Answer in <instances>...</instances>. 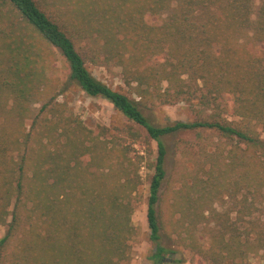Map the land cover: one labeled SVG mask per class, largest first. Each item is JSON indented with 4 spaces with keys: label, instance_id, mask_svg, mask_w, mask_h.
Here are the masks:
<instances>
[{
    "label": "trees",
    "instance_id": "obj_1",
    "mask_svg": "<svg viewBox=\"0 0 264 264\" xmlns=\"http://www.w3.org/2000/svg\"><path fill=\"white\" fill-rule=\"evenodd\" d=\"M253 2L0 0V264L127 259L130 178L117 174V151L54 100L65 76L156 142L146 209L153 264L172 233L189 264H247L255 253L264 261V0L255 18ZM84 40L100 42L134 98L92 75L76 45ZM155 101H196V117L156 126L140 107ZM200 131L223 141L207 149ZM187 132L199 149L183 156L196 170L185 169L169 201L164 138Z\"/></svg>",
    "mask_w": 264,
    "mask_h": 264
},
{
    "label": "rangeland",
    "instance_id": "obj_2",
    "mask_svg": "<svg viewBox=\"0 0 264 264\" xmlns=\"http://www.w3.org/2000/svg\"><path fill=\"white\" fill-rule=\"evenodd\" d=\"M57 1L61 7H68L72 0H52ZM252 18L256 16V9L259 0H254ZM99 43L89 40L76 43L78 49L86 56L85 64L88 70L98 80L104 82L111 88L123 92L130 98H134L131 86L127 85L122 77L121 69L113 61L106 62L99 50ZM85 47L92 48V56ZM86 51V52H85ZM88 51V52H87ZM61 88L54 92V100L64 105L65 115H72L83 123L91 134L99 140H104L108 147L117 151L119 165H116L117 174L121 181L125 175L129 176V186L132 187L129 194L131 202V223L135 234L128 241V256L122 264H153L152 253L155 251L154 245L149 238V228L146 219L147 200L149 195V185L153 169L150 168L157 155L156 142L151 139L147 132L139 125L133 123L116 110L107 99L97 96L90 97L84 93L75 83L69 82L66 76L61 81ZM138 99V98H136ZM43 104V100L32 105V112L36 114ZM144 114L156 126H164L175 121L193 120L196 117V101H170L154 103H140ZM7 123L12 122L10 114H6ZM31 120L25 121L26 127ZM206 148L210 149L214 144L223 141L215 132L200 131ZM196 132L178 133L177 135L164 138L167 154L164 167L166 176L162 182L160 191L168 196L172 201L174 192L181 187V175L186 174L185 169L196 170L195 165L186 163L189 156H183V149L189 148L195 153L199 149ZM190 150H187L191 153ZM104 171L107 168H103ZM180 213H175L178 217ZM6 226L0 225V237L5 233ZM175 234L163 235L161 244L166 252L163 254L161 264H189L190 252L174 242ZM247 264H264L261 253L251 255Z\"/></svg>",
    "mask_w": 264,
    "mask_h": 264
}]
</instances>
